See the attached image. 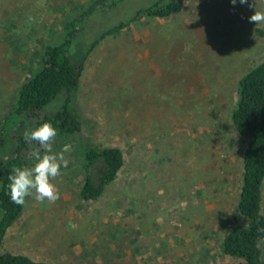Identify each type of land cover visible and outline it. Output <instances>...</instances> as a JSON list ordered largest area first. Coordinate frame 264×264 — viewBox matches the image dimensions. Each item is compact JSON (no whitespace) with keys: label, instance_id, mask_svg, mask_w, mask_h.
<instances>
[{"label":"rangeland","instance_id":"374dc122","mask_svg":"<svg viewBox=\"0 0 264 264\" xmlns=\"http://www.w3.org/2000/svg\"><path fill=\"white\" fill-rule=\"evenodd\" d=\"M65 1L0 0L1 10H16L17 24L7 31L8 22L0 21V120L7 119L8 138L34 126L4 111L35 67L34 51L62 39ZM154 1L97 7L82 22L72 50L81 56L101 32ZM253 2L187 0L179 13L143 17L100 41L80 77L82 129L60 145L72 164L55 181L60 198L54 204L26 198L0 250L53 264H105L106 253L98 252L107 246L115 255L120 243L126 261L132 255L121 241L126 237L108 244L103 229L139 215L148 264H241L221 253L220 225L233 216L246 145L230 126L236 81L264 56V24L249 22ZM255 7L264 11V0H255ZM63 102L64 93L42 114L56 113ZM90 141L123 148L126 167L99 201L83 205L72 184L79 178L70 171ZM130 200L137 209L123 215ZM97 243V252L87 256ZM261 251L264 264V242Z\"/></svg>","mask_w":264,"mask_h":264},{"label":"trees","instance_id":"16d2710c","mask_svg":"<svg viewBox=\"0 0 264 264\" xmlns=\"http://www.w3.org/2000/svg\"><path fill=\"white\" fill-rule=\"evenodd\" d=\"M2 1L11 2V0ZM121 1L123 0H66L69 9L62 10L61 13L62 39L56 44L34 51L32 60L36 58L37 63L30 71V75L18 87L9 111L7 113L4 111L9 118L32 119L33 128L45 121L51 122L58 131L54 143L55 151H62L60 145L70 141L82 129L83 122L77 108V97L86 56L106 36L129 27L132 22L143 17L166 18L179 13L187 0H155L151 5L137 9L128 21L119 22L101 32L85 52L77 57L78 53L72 50V46L82 28V22L97 7H114ZM59 8H62L61 4H58L56 9ZM0 11H4L2 15L6 16L0 18V21L9 24L5 27L7 31L17 26L16 22L12 21L16 10L6 7L2 10L0 8ZM260 30L255 29L257 32H261ZM63 93L64 102L60 109L54 114H42V109ZM235 94L236 102L229 116L230 126L245 139L246 145L242 153L233 216H228L220 225L224 229L220 250L223 255L239 259L241 264H263L261 246L264 242V56L240 75L236 81ZM6 120H0V249L7 230L19 219L24 209V205H16L10 201L7 189L10 170L18 165L32 166L30 152L33 148L39 147L35 142L31 145L26 143L23 133L15 135L12 132L8 138L4 130L7 125ZM70 165L72 164H68L67 168L62 167L61 172L67 170ZM75 165L77 166L70 171V177L76 175L79 178L76 183H72L76 187L75 195L84 203L83 205H89L99 201L125 169L124 150L117 145L104 146L90 141L83 146L81 160ZM129 204L131 207H126L123 215L127 216L130 213L131 216L137 209L132 200ZM133 217L135 218L117 220L105 225L103 233L109 236L105 241L109 244L117 237H126V240L121 241L130 244L128 250L132 253L124 261L122 259L127 253L126 250L121 249L120 243L114 250L115 255L109 251V247L104 246L107 251L102 249L98 253H106L105 264H148L150 255L145 253L143 248L145 243L141 239L144 235L138 228L141 216ZM99 248L98 243L94 244L93 251L91 252L90 247L86 255L95 254ZM0 264L53 263L36 260L21 253L0 250Z\"/></svg>","mask_w":264,"mask_h":264},{"label":"clouds","instance_id":"9594fccd","mask_svg":"<svg viewBox=\"0 0 264 264\" xmlns=\"http://www.w3.org/2000/svg\"><path fill=\"white\" fill-rule=\"evenodd\" d=\"M231 2L235 5L237 0ZM239 2L247 4L248 0ZM250 7L255 8V11L249 17V22L255 25L264 24V11L256 10L255 0ZM57 136L56 127L48 121L24 131L25 142L30 145L35 142L39 147L33 148L30 152L32 166L18 165L10 170L7 189L13 204L23 206L28 197H33L41 204L44 202L54 204L60 198L55 181L61 176L62 167L67 168L69 161L65 156L67 148L62 151L54 150Z\"/></svg>","mask_w":264,"mask_h":264}]
</instances>
